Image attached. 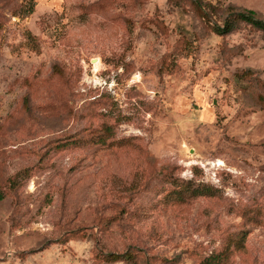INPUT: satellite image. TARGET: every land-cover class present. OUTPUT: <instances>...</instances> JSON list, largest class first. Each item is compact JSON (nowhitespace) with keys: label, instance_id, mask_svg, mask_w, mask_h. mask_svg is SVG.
<instances>
[{"label":"rangeland","instance_id":"1","mask_svg":"<svg viewBox=\"0 0 264 264\" xmlns=\"http://www.w3.org/2000/svg\"><path fill=\"white\" fill-rule=\"evenodd\" d=\"M0 186V264H264V33L190 0H0Z\"/></svg>","mask_w":264,"mask_h":264},{"label":"trees","instance_id":"2","mask_svg":"<svg viewBox=\"0 0 264 264\" xmlns=\"http://www.w3.org/2000/svg\"><path fill=\"white\" fill-rule=\"evenodd\" d=\"M191 3L199 9L202 18L204 20H207L209 23L212 24V29L215 33L218 35H227L229 33H232L235 31L239 25L243 23H247L251 25L252 27L261 30L264 33V19L257 16L256 11L253 9L244 8L238 5L229 4L227 7L222 9V20L221 22H217L215 20L211 19V16L209 12L207 11L208 8L215 9L216 6L211 5L209 3L204 2L203 0H190ZM253 71L251 69L244 71L241 76L247 77V75L252 74ZM4 192L0 186V200L4 198ZM235 241H233L232 245H228V251L226 254L222 255L220 253L219 255L213 256L214 261L213 262H221L224 260V258L227 257L228 252H232L233 249H243L245 247V241L246 237L245 234L237 237H233ZM136 257L131 251H125L122 253L118 252H109L104 255V260L106 262H116V261H132ZM211 259L208 261L202 260L201 264H209Z\"/></svg>","mask_w":264,"mask_h":264},{"label":"bare ground","instance_id":"3","mask_svg":"<svg viewBox=\"0 0 264 264\" xmlns=\"http://www.w3.org/2000/svg\"><path fill=\"white\" fill-rule=\"evenodd\" d=\"M94 63H95V68L98 69V67H99V65H100V61H99V59H96V60L94 61Z\"/></svg>","mask_w":264,"mask_h":264}]
</instances>
